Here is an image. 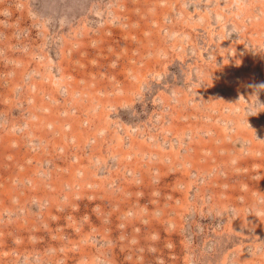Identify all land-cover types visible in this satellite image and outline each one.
<instances>
[{"label":"rangeland","instance_id":"1","mask_svg":"<svg viewBox=\"0 0 264 264\" xmlns=\"http://www.w3.org/2000/svg\"><path fill=\"white\" fill-rule=\"evenodd\" d=\"M0 264H264V0H0Z\"/></svg>","mask_w":264,"mask_h":264}]
</instances>
